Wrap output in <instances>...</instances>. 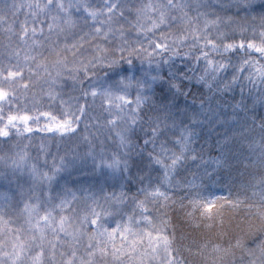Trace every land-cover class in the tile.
<instances>
[{
    "label": "snow or ice",
    "instance_id": "6c2138e0",
    "mask_svg": "<svg viewBox=\"0 0 264 264\" xmlns=\"http://www.w3.org/2000/svg\"><path fill=\"white\" fill-rule=\"evenodd\" d=\"M81 8L93 20L101 15L87 0H0V33L7 37L6 42L0 39V182L16 184V194L0 192V264H264V242L251 248L242 235L225 233L221 215L226 203L232 209L247 206L264 234V176L254 181L258 207L247 199L198 196L189 200L187 223L169 218L177 201L164 188L194 190L211 176L193 172L191 179H178L191 143L189 133L177 141L176 150L166 141L157 142L159 130L154 128L152 139L144 141L150 147L139 161L130 159L128 138L121 135L123 151L92 154L110 181L95 187L72 186L65 179L75 153L58 151L49 163L50 142L59 138L65 144L78 134L84 119V111L74 116L71 101L58 91L64 53L76 46L66 42L78 25L73 12ZM108 9L109 14L115 10L111 3ZM234 32L239 35L226 37L235 42L229 48L264 58V17L259 29L237 24ZM257 71L264 78V65H257ZM45 96L51 103H37ZM53 105L54 110L44 111ZM37 132L51 135L41 138L33 155L30 148ZM254 149L264 160V141ZM223 164L217 160L215 167ZM133 179L139 186L136 192ZM217 218L221 232L216 240L207 239V233L201 240L205 229L215 230ZM255 227L249 224L247 230Z\"/></svg>",
    "mask_w": 264,
    "mask_h": 264
},
{
    "label": "clouds",
    "instance_id": "9594fccd",
    "mask_svg": "<svg viewBox=\"0 0 264 264\" xmlns=\"http://www.w3.org/2000/svg\"><path fill=\"white\" fill-rule=\"evenodd\" d=\"M87 3L101 15L93 20L74 9L78 25L66 42L76 46L64 53L58 88L74 116L84 111L80 131L65 142L76 156L65 179L110 183L92 154L123 151L119 139L125 135L130 159L139 161L156 128L157 142L176 150L190 134L184 169L243 177L255 187L264 176V160L254 149L264 141V78L257 71L264 58L229 48L235 42L226 37L239 35L237 24L259 29L264 0ZM217 160L222 167H215Z\"/></svg>",
    "mask_w": 264,
    "mask_h": 264
},
{
    "label": "trees",
    "instance_id": "16d2710c",
    "mask_svg": "<svg viewBox=\"0 0 264 264\" xmlns=\"http://www.w3.org/2000/svg\"><path fill=\"white\" fill-rule=\"evenodd\" d=\"M19 2V0H17ZM24 14H27V9L25 8L23 10ZM23 15L17 17V20H22ZM9 20L11 21V17H9ZM0 39H2L4 42L7 41V37L3 36V33H0ZM27 83V81H25ZM37 89L33 88L32 93H36ZM64 99H67V97H64ZM23 102V101H21ZM37 103H42L44 105H47L51 103L47 96L44 97L43 101H40L39 98H37ZM62 107V106H60ZM13 108H15V105H13ZM56 108V105H53L52 109H49L47 107L44 108V111L54 110ZM33 114V113H29ZM54 114H59L54 111ZM43 123V121H42ZM41 125H34V127H41ZM51 134L44 133V132H37L34 134L33 143L31 145L30 151L33 155L36 154L38 151L37 145L42 137L50 136ZM25 144H27V141H24ZM52 144L51 147V153L49 158V163H51V158H54L57 155V152L61 155H63L64 151L69 148V145L67 143L61 145L59 143V138L55 142H50ZM42 164L43 161H40ZM191 171L187 169H181V175L178 177V179H191ZM156 174H153V179H155ZM21 183L26 182V178H21ZM63 183V181H61ZM202 186L197 189H188L187 186H184L182 188L174 187L172 190L164 188L165 191L168 192V195L173 197L177 204L174 208L169 209V218L173 220H181L185 219L186 221V213L190 210L188 207L189 200L199 197H205L208 199H216L217 197H224V198H230L232 201L236 199L245 200L247 199V202L250 204H256L258 205V198L253 196V191H258L259 189L257 187H250L243 179V177H237V178H223L219 176H213V177H205L203 181L201 182ZM72 186H76L72 184ZM138 183L135 179H133L131 188L133 192L138 191ZM116 190V189H113ZM8 191L10 194H16V184L13 183L11 185H6L2 182H0V192ZM180 201H183L184 207L180 206ZM159 209H157V214H159ZM200 213L197 212V216H199ZM221 215L224 218V228L223 231L225 233L229 234H237L242 235L245 239L248 247L255 248L258 244L261 242H264V234H262L257 229L259 228V219L255 216L254 213H250L247 206H242L237 209L230 208L227 203L225 205V209L221 213ZM253 224L256 227L253 228L250 232L247 230L248 225ZM190 231V229H189ZM221 232L220 222L219 218H217L215 230L209 231L207 229L204 230V232L200 233L201 240L205 239V233H207V239H211L213 241L217 238V233ZM223 237L220 238V242L223 243ZM237 257L241 255L239 250L236 252Z\"/></svg>",
    "mask_w": 264,
    "mask_h": 264
}]
</instances>
